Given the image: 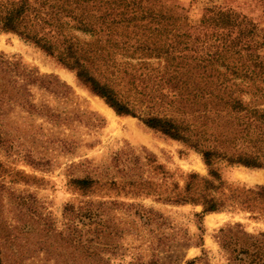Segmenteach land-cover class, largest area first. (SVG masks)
Instances as JSON below:
<instances>
[{"label": "rangeland", "instance_id": "1", "mask_svg": "<svg viewBox=\"0 0 264 264\" xmlns=\"http://www.w3.org/2000/svg\"><path fill=\"white\" fill-rule=\"evenodd\" d=\"M149 2L153 11L192 24L207 8H231L264 33V0ZM0 53L55 77L29 85L27 105L0 109V264H239L219 229L239 222L247 232H264V220L248 212L201 214L200 205L133 193L128 182L139 176L162 184L158 190L166 194L182 188L190 173L207 177V168L194 149L137 118L111 108L113 114L105 115L97 107L107 106L101 98L31 43L0 32ZM146 156L161 169L146 164ZM117 158H138V171L126 172V161ZM214 166L229 184L264 185L245 179L264 176V168L223 161ZM75 178L93 179L96 187L82 193L71 184ZM85 203L99 211L93 220H80L75 211L64 214L66 206Z\"/></svg>", "mask_w": 264, "mask_h": 264}, {"label": "trees", "instance_id": "2", "mask_svg": "<svg viewBox=\"0 0 264 264\" xmlns=\"http://www.w3.org/2000/svg\"><path fill=\"white\" fill-rule=\"evenodd\" d=\"M147 3L0 0V32L31 43L73 71L116 115L137 118L194 149L207 168V177L190 173L182 188L166 194L158 190L162 184L139 176L128 182L133 193L155 192L169 202L200 205L201 214L230 209L264 220V185L229 184L214 166L223 161L264 168V33L231 8H207L192 24ZM44 77L55 78L0 53V109L27 105L28 86ZM119 159L126 161V172L138 171V158ZM145 163L161 169L151 156ZM71 184L87 193L97 181L75 178ZM92 206L68 205L64 214L75 211L80 220L91 221L99 213ZM219 233L233 245L239 264H264L263 231L250 233L235 222Z\"/></svg>", "mask_w": 264, "mask_h": 264}, {"label": "bare ground", "instance_id": "3", "mask_svg": "<svg viewBox=\"0 0 264 264\" xmlns=\"http://www.w3.org/2000/svg\"><path fill=\"white\" fill-rule=\"evenodd\" d=\"M97 107L105 114V115H112L113 114V112H112V110L109 108V107H107V106H105V105H103V104H100V103H98L97 104ZM245 179H248V180H256V181H258V182H264V176L263 175H259L257 178H250V177H245Z\"/></svg>", "mask_w": 264, "mask_h": 264}]
</instances>
